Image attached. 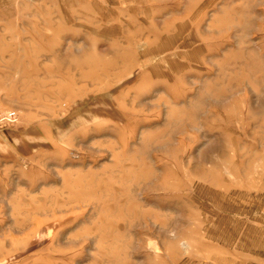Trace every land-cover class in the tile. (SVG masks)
Wrapping results in <instances>:
<instances>
[{
  "label": "rangeland",
  "instance_id": "rangeland-1",
  "mask_svg": "<svg viewBox=\"0 0 264 264\" xmlns=\"http://www.w3.org/2000/svg\"><path fill=\"white\" fill-rule=\"evenodd\" d=\"M0 264H264V0H0Z\"/></svg>",
  "mask_w": 264,
  "mask_h": 264
},
{
  "label": "built area",
  "instance_id": "built-area-1",
  "mask_svg": "<svg viewBox=\"0 0 264 264\" xmlns=\"http://www.w3.org/2000/svg\"><path fill=\"white\" fill-rule=\"evenodd\" d=\"M14 112L0 113V125L14 124L17 119Z\"/></svg>",
  "mask_w": 264,
  "mask_h": 264
}]
</instances>
